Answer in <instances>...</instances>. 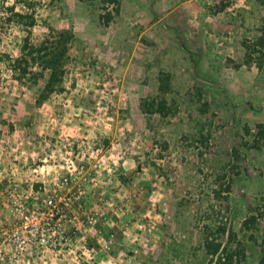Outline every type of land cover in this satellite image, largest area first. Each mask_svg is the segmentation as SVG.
I'll return each instance as SVG.
<instances>
[{
	"label": "rangeland",
	"instance_id": "374dc122",
	"mask_svg": "<svg viewBox=\"0 0 264 264\" xmlns=\"http://www.w3.org/2000/svg\"><path fill=\"white\" fill-rule=\"evenodd\" d=\"M257 124L264 0H0V264H217L264 190Z\"/></svg>",
	"mask_w": 264,
	"mask_h": 264
},
{
	"label": "trees",
	"instance_id": "16d2710c",
	"mask_svg": "<svg viewBox=\"0 0 264 264\" xmlns=\"http://www.w3.org/2000/svg\"><path fill=\"white\" fill-rule=\"evenodd\" d=\"M14 16L16 18L23 19L25 16L19 13H15ZM26 50H28L27 52H25ZM23 53L20 59H17L16 61H28V58L30 61H35L37 57H35L37 54L40 53L39 50L34 49L33 47H23ZM25 52V53H24ZM34 54V56H33ZM52 61V60H50ZM57 59H54L53 62L51 64H53V68L56 69L55 64H56ZM53 69V70H54ZM61 75L56 71H53L52 73H50V75L48 76V80L46 83V89L48 92H53L52 88L53 85L55 83H58V76ZM205 88L209 89V87L205 86ZM46 92V94L48 93ZM197 93H200V90L198 88ZM46 94L43 93V95H41V101L45 100L47 98ZM204 109L207 107V104L204 103ZM157 106V113L160 114H167L171 108H173L172 106L175 105L174 102H172L171 107L167 106L166 102L164 100H161L160 102L156 104H154V102H150V104L147 106L148 108L152 107V106ZM159 105V106H158ZM233 120V119H230ZM237 122V121H236ZM206 124V123H205ZM233 124H235L233 122ZM209 125H211L210 123H208V127ZM256 129L257 132L254 134V136H252V140H251V145H249L248 149H257L260 150L262 148V146H264V124H257L256 125ZM245 133L246 135H250L249 133V129L247 127H245ZM210 131L207 130V135L210 136ZM203 138V137H202ZM244 139H242L241 141H243ZM247 142V141H246ZM246 142H242L241 147H247V143ZM230 152H226V155L229 159V161L227 163H224L223 165V169L228 171L229 168H232V170L236 169L237 170V177H239V172L237 169V165L234 163L235 161H232L234 159H236V161L239 159L240 154L238 152V147L233 145L230 149ZM231 160V161H230ZM225 162V161H224ZM243 172V171H242ZM228 174L223 171V174L221 176H218V180H220V182L218 183V188L213 190V196L216 200H224L226 201V205L229 204V196L231 194V187L233 185L234 180H236V177H231L229 178V176H227ZM242 177V176H241ZM240 177V178H241ZM236 178V179H235ZM255 207L252 208V211L250 210L249 213L250 215L245 218L242 222H241V235L242 237L240 238L239 236V240L237 239V233H231L230 234V239L236 240V245L235 248L233 249H228L226 246L224 248H222L221 250V254L217 259V264H232L233 259L235 258V264H241L242 261H244L246 259V246L244 244L245 241V237L247 239V241H251V242H256L258 241V239H260L259 244L257 245L259 248V255H260V260L257 262V264H264V190L258 195V198L255 199ZM226 225L225 223H222L218 228L217 231L220 234H225L226 232ZM233 232V231H232ZM249 233L248 235H245L246 233ZM212 245V241L211 242H207L206 240V248H211ZM219 247L216 246V248L214 247V251H217V248Z\"/></svg>",
	"mask_w": 264,
	"mask_h": 264
},
{
	"label": "built area",
	"instance_id": "2783aa9c",
	"mask_svg": "<svg viewBox=\"0 0 264 264\" xmlns=\"http://www.w3.org/2000/svg\"><path fill=\"white\" fill-rule=\"evenodd\" d=\"M50 225V223H49V221L47 222V225L46 226H44V228L46 227L47 228V226H49ZM44 228H43V230H44Z\"/></svg>",
	"mask_w": 264,
	"mask_h": 264
}]
</instances>
